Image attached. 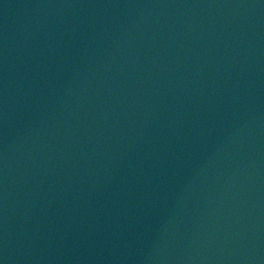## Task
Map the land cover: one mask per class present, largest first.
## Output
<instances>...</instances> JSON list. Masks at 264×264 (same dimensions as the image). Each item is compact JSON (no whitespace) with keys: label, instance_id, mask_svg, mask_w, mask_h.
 Instances as JSON below:
<instances>
[{"label":"water","instance_id":"95a60500","mask_svg":"<svg viewBox=\"0 0 264 264\" xmlns=\"http://www.w3.org/2000/svg\"><path fill=\"white\" fill-rule=\"evenodd\" d=\"M0 264H264V0H0Z\"/></svg>","mask_w":264,"mask_h":264}]
</instances>
